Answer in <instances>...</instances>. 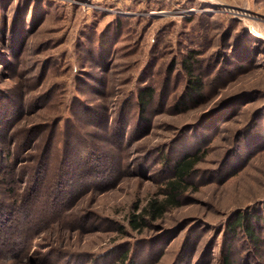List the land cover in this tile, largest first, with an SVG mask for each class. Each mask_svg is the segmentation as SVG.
Listing matches in <instances>:
<instances>
[{"label": "rangeland", "instance_id": "374dc122", "mask_svg": "<svg viewBox=\"0 0 264 264\" xmlns=\"http://www.w3.org/2000/svg\"><path fill=\"white\" fill-rule=\"evenodd\" d=\"M0 264H264V0H0Z\"/></svg>", "mask_w": 264, "mask_h": 264}, {"label": "trees", "instance_id": "16d2710c", "mask_svg": "<svg viewBox=\"0 0 264 264\" xmlns=\"http://www.w3.org/2000/svg\"><path fill=\"white\" fill-rule=\"evenodd\" d=\"M191 53L193 52L191 51ZM194 59L195 55L193 56L192 54H190L185 58V60L182 61L184 71L188 76L185 95L186 100L189 101H192L191 97H198L204 87L203 80L200 77H197V75L194 77V73L196 72V69L194 68L195 66H193L195 64ZM198 62L199 60L196 61V65H198ZM151 95L152 91L149 88L144 87L141 89V92L137 96V103L141 111H144L146 109L148 103L150 102ZM194 158V155H187L175 164L174 170L176 179L168 183V201H175L182 190L185 189L186 184L188 185L189 182H187V178L191 176L194 163L196 161ZM151 205L153 208V213L156 216H158L162 212V209L164 207V205H156L155 203H152ZM252 219L254 221L256 220L254 217H252ZM246 221L247 217L245 215H239L234 222L236 223V225H234L233 228L241 223L244 224ZM130 222L134 228H139L142 226V223L138 221L135 216H133ZM245 231L246 233H248L249 237L254 236V228L250 223L246 222Z\"/></svg>", "mask_w": 264, "mask_h": 264}]
</instances>
